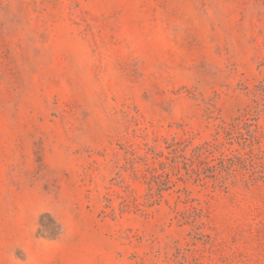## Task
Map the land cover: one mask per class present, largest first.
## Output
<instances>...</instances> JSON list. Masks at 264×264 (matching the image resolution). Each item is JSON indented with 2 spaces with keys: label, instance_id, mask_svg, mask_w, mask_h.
Wrapping results in <instances>:
<instances>
[{
  "label": "rangeland",
  "instance_id": "obj_1",
  "mask_svg": "<svg viewBox=\"0 0 264 264\" xmlns=\"http://www.w3.org/2000/svg\"><path fill=\"white\" fill-rule=\"evenodd\" d=\"M262 80L264 0H0V264H264Z\"/></svg>",
  "mask_w": 264,
  "mask_h": 264
},
{
  "label": "trees",
  "instance_id": "obj_2",
  "mask_svg": "<svg viewBox=\"0 0 264 264\" xmlns=\"http://www.w3.org/2000/svg\"><path fill=\"white\" fill-rule=\"evenodd\" d=\"M251 100L252 103L245 109L241 119L249 135L245 141L251 147L250 151L245 155H227L219 151L220 147L225 144L223 139L226 140V137L231 134V130L235 128L234 125L221 127L212 141L204 143V149L211 155V159L207 160L209 157L206 159L205 170L209 172V175H206L202 180L211 178L215 182V186L221 188H228V184L234 183L239 175H242L246 185L264 183V147H262L264 139V80L254 86L251 91ZM222 132L225 134L223 137ZM216 150L220 152L218 156L215 154ZM244 169L248 172L242 173Z\"/></svg>",
  "mask_w": 264,
  "mask_h": 264
}]
</instances>
